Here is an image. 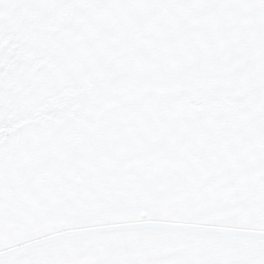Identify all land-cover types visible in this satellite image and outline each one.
<instances>
[{"label": "snow or ice", "instance_id": "obj_1", "mask_svg": "<svg viewBox=\"0 0 264 264\" xmlns=\"http://www.w3.org/2000/svg\"><path fill=\"white\" fill-rule=\"evenodd\" d=\"M0 264H264V0H0Z\"/></svg>", "mask_w": 264, "mask_h": 264}]
</instances>
